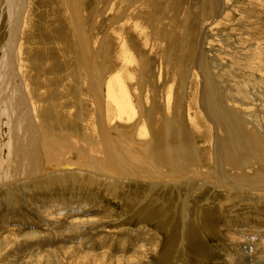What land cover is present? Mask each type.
<instances>
[{
    "label": "rangeland",
    "instance_id": "rangeland-1",
    "mask_svg": "<svg viewBox=\"0 0 264 264\" xmlns=\"http://www.w3.org/2000/svg\"><path fill=\"white\" fill-rule=\"evenodd\" d=\"M12 2L0 0V65L13 79L16 103L12 106L20 107L26 130L32 134L29 154L41 168L72 164L74 172L86 173L82 178L67 177L73 171L59 169L65 172L55 173L62 178L52 184L43 182L47 175L41 173L29 181L13 177L8 182L12 172L5 164L9 154L4 147L10 131L8 118L0 117V264H264V200L257 202L246 190L206 180L214 170L215 135L207 116L211 114L200 104L205 78L213 96L221 99L219 107L228 109L220 81L232 89L228 91L234 97L249 90V101L240 93L236 103L228 105L241 120L255 113L264 117V110L260 111L264 105V0H28L26 12L18 13L20 0ZM76 25L82 35L75 31ZM11 45L15 46L13 57L8 56ZM127 69H131L128 79L124 78L129 75ZM112 75L123 77L118 84L128 88L139 114L130 125L110 121L114 142L125 145L133 140L136 149L132 151L140 154L137 146L151 142L155 135L142 140L136 133L141 124L148 131L152 112L158 114L160 109V124L170 122L180 131V135L174 131V138H181V143L174 140L178 143L172 144L170 153L171 159L172 155L178 159L170 162L176 164L186 148L195 154L192 163L187 160V165L185 160L187 168L159 164L157 179L149 180L143 171L114 178L91 168L88 156L82 163L75 154L61 153L78 137L101 140L103 123L96 97L107 98L106 84ZM259 97L263 104L258 103ZM192 102L200 111L194 110ZM242 102L249 103L243 106ZM175 106L184 110L182 122ZM194 112L211 129L207 131L214 137L210 142L200 138L205 129L201 128L202 133L190 121ZM215 117L219 120L221 114ZM42 126H49L50 141L57 147L53 159L49 158L51 148L46 152L42 146L46 140ZM254 126L248 124L246 130L258 134ZM117 128L133 133V138L119 134ZM167 133L158 140H173ZM256 137L253 140L258 141ZM258 143L252 146L258 147L260 153H256L262 158L252 153L248 159L251 154L243 152L250 164L264 161V141ZM258 170L264 175V166L249 175ZM225 172L233 176L238 171L227 167Z\"/></svg>",
    "mask_w": 264,
    "mask_h": 264
},
{
    "label": "bare ground",
    "instance_id": "bare-ground-1",
    "mask_svg": "<svg viewBox=\"0 0 264 264\" xmlns=\"http://www.w3.org/2000/svg\"><path fill=\"white\" fill-rule=\"evenodd\" d=\"M12 1L13 0H10V2H12ZM16 5L19 6V7L17 6L19 8L18 11H17V13L20 12V11H22V10H23L22 12H26V10H27L26 5H28V0H20V2L16 3ZM28 7H29V5H28ZM13 18H15V17H13ZM76 26H77V29L75 28V31L76 32L78 31V33L80 35H82V31H80L82 29H80V27L78 25H76ZM86 48H87L86 47V44L83 41L82 42V49L81 50H83V52H85ZM16 49H17V47H16ZM124 49L125 48H123V51H124ZM9 51H10V55H8V56H11L12 55V57H13L14 56V53H15V46L14 45H11V47H9ZM200 54L202 56L203 52L201 51ZM123 55H124V53H123ZM124 56H126V54ZM158 56H159V54H158ZM15 58H16V56H15ZM15 58L13 59V61L16 60ZM8 59H12V58H8ZM200 60H201V57H200ZM200 60L198 59V61H197V64H196L197 67L200 65ZM11 63H12V61H11ZM120 63H122V62H120ZM218 63H220V62H218ZM93 64H92V66H93ZM119 65H121V64H119ZM124 65H126V64H124ZM196 65H195V67H196ZM2 67H3V64L0 65V117L2 118L5 115L8 118L9 131H10L9 142L4 147L5 150H6V152H7V154H9L6 157L7 161H6L5 164H8L9 170L11 169V172H12V175H10V177L8 178V182H11L10 180L13 179V177L16 178V179H19L20 178V179H23L25 181H29L28 180L29 178L30 179H31V177L34 178L36 175H38L39 173H41V174H43V176H46L47 175L45 177L46 178L45 180H47V181L44 180L43 182L52 184L55 181H60V178H62L60 176V174L54 175L55 173H57V172H65V171H58L59 169H61V170H68L70 172L73 171V173H70L69 175H66L67 177H73L74 175H77L75 177H78L79 175L81 176V178L82 177H85V173L86 172L85 173H80L78 171L74 172V170L76 169V167L74 165H72V164H65V165L60 166V168H57V169L54 168V167H52V166H45V168H41L39 166V162L36 159V157L34 155H31L32 150H30V148H29V145H31V144L29 143V145H28V140L31 139L30 137H32L31 136L32 134L30 135L29 132L26 130V127L27 126H25V122L22 119L23 117L21 116V113H20L21 112L20 111V107L15 108L14 106H12V105H15V103H16V99L14 97L16 94L14 95V89L15 88H13V85H12V83H13L12 76L8 73V71H6V70L3 71L2 70L3 69ZM16 68L19 69L17 66H16ZM122 68H124V67H122ZM85 70H87V69H85ZM130 70L131 69H129V71ZM124 71H126V70H124ZM127 71H128V69H127ZM129 71H128V73H129ZM15 72H17V71H15ZM232 74L235 75V73H232ZM18 76H20V75H18ZM130 76H131V73H129V75H126V76L124 75V78H127L128 79ZM235 76L232 79H234ZM121 77H122L121 75H116V76H113L112 78L110 76L109 79H108V82H107L108 85L106 84V86H107V98H102L99 94L98 95L101 98H99V96L96 97L97 98L96 99V106L98 108V114L100 113V120H102V123H103V124L101 123L102 124V127H100L102 129V131L100 132L102 135H101V140L98 141L99 144L96 141L93 142L92 139H91V141L90 140H86L87 136L84 137V138L80 136L81 138H79L78 135L76 134L77 137L80 140L77 138V140L72 141L73 144H70L69 146H64L63 149H65V150H63V152H61V153L62 154L64 153L66 156L67 155L71 156V155H74L75 154V155L78 156L79 159H83L82 163H85V160H84L85 159V156L86 157L88 156V158H86V160H87V162H91V164H90L91 165V168H94L96 171L99 170L100 172H104L103 174H105L106 176L114 177V178L115 177L116 178H120V176H122V175L129 176L130 174H133L134 172L136 173V172L143 171L144 174H147L148 173L147 174L148 175L147 177H151L149 180H152L153 178L154 179L160 178L159 175H158V172H156V169H155L156 167L158 168V165L159 164H166L167 166L174 168L175 166H178V165L179 166L181 165V166L186 167L190 162L192 163L193 160L195 159V156H194L195 154L192 151L188 152V150L190 148H186L187 151H185L183 149V151L186 153V155H184L183 153L180 154L181 158L178 160L177 163L175 162L176 164H173V162H170L172 159H174V160L178 159V157H175L174 155H172V159H171V157H170L171 154L170 153H172V148H171L172 147V144L174 145V143H176L177 141L179 143H181V138L178 137L180 141L177 140V138L176 139L174 138V131L177 128L176 129H173V127H170L171 126V123L170 122H169V125L170 126L169 125H163L162 126V124H160V122H163V121H160V120H162L161 118L163 116V114H162V112H161L160 109H159L158 114H155L154 111L152 112L151 117H152L153 121H150V125L148 126V131H146L143 128V124H141L140 125V129L136 133L137 136H138V138L147 137L148 135H150V133H151V136H153V133L155 135L154 138H153L154 140H151V142H148L145 145L142 143V145H138L137 146V147H140L142 149V151H141V153L143 152L142 154L141 153L139 154L137 150H136L137 151L136 153H133L132 149L133 148L136 149V147H133L132 146V145H134L133 143L135 142L133 140L131 141V143L129 142L128 144H125V145H124V143L123 144L122 143L121 144H117V143L114 142L112 136L110 135V129H111V127H110V124L109 123H110L111 120H114V122H115L114 124L120 123V125H123L124 126V125H130V124H132L133 121L135 123L136 120H137L136 119L137 117L139 119L138 112H136L134 110V108H133L134 107V104L132 102V99H135V98H132V99L130 98V96L128 94L129 92L127 91L128 88L126 89V87H124V85H122L121 82H120L121 85L118 84L119 81H120V79H121ZM122 79H123V77H122ZM203 79H204V82H203V88H201V95L200 96H202V97L200 98V104H201L202 107H205L206 106V109H204V112H205V110L207 112H210L211 115L210 116L207 115V116H208V119L212 122V124H214V127H212L213 128L212 131H211V129L209 127H208L209 129H207V126L204 127L203 126L204 120L203 121H199L201 119H199L198 116H197V114H200L199 112H197V114H196V112H194L195 113V118L192 119L190 117L191 118L190 121H192V122L194 121L196 123V125H197L196 128L200 129L199 131H202V133H203L204 130H201V128L203 127L205 129V132L203 134H201V136H200V138H202L204 141L210 142V138L212 137V136L210 137V134L207 131L210 130L215 135L214 147H213V151H214L213 157H214V160H215L214 163H213V165H214V168L213 169L214 170H213V173L212 174H209V173H208L209 175L207 174L208 177L206 176V180L210 181L209 183L215 184L216 186L218 184H226V186L229 187L230 189H234V190H239V189L246 190L245 192L248 195H250V196L251 195H255L254 197L255 198L257 197L256 198L257 202H261V200H264V175H262L259 172V170L256 171V173L254 174V176L249 175V174H253V172L257 169V167L264 166V161L260 162L261 161L260 160L258 163H251L250 164V162L247 159L243 158L242 156L245 155V154H243V152L246 151V152H248V153L251 154L250 157H248V159H251L252 156H254L253 154L256 153V151L259 152V150L256 149L258 147L255 148L252 145H254L255 142H256V144H259L258 143L259 140H260V142H263L264 141V138L263 139L261 138L262 136L264 137V117H262L260 119V117H259V115L257 113H255L253 115L252 114H249V115L245 114L247 116H244L243 115V120H241V115L237 116L238 113H235V111L229 110V107H230V104L236 103V99L235 98L238 97V94L240 95L239 97H241V94L240 93H242V95H244L245 100L249 99V97H250V95L248 94V91L249 90L247 89L248 90L247 91L246 88L244 87L245 90H242V91L239 90L240 92L236 95L237 97L236 96L234 97L235 94H233V93L231 94V92H229L232 89H230L229 86H226L225 84H223L224 82L218 81V85L221 84L222 85V88L221 89L222 90L224 89V92L222 93V95L224 96L226 103H228V105H229V107H228V105L226 106L225 104L222 103L221 105L226 106L228 109L220 108L219 107V103L221 101L220 97L213 96V94L211 93V91L207 88V85L209 84V82H208L209 80L206 81L205 78H203ZM221 79H224V78L222 77ZM24 81H26V80H24ZM126 82H127V80H126ZM126 82H125V84H126ZM216 82H217V80H216ZM227 82H229V81H227ZM103 84H105V83H102V86H103ZM229 84H231V82ZM221 85H220V87H221ZM247 85H249V84H247ZM128 86L129 85H127V87ZM215 86H217V85L215 84ZM213 87H214V85H213ZM217 87H219V86H217ZM207 90H209V92H210L209 94H208V91ZM213 91H215V90H213ZM258 94H259V92H258ZM222 95H219V96H222ZM166 97H168V96H166ZM262 98H264V97L262 96ZM257 100H258V103H260V104L262 103L263 104V99H261L259 97ZM247 101H249V100H247ZM192 103L194 105V110L196 111V109H197V110L200 111V109L196 108V103L197 102L196 103L192 102ZM239 103H241V102H239ZM248 103H246V102L243 103V106H245V104H248ZM155 104H157V103H155ZM176 105H178V103ZM35 108H36V106H35ZM167 108H169V106ZM189 108L190 109H193L192 106H190ZM211 108L212 109L214 108V109L211 110ZM261 108H262V110H260V109L259 110L260 111H263L264 110V105H262ZM174 109H175V111H177V112L180 113L179 115H181V116H180L179 119H181L180 121L182 122L183 116H184V110L181 109L178 106L177 107L175 106ZM179 109H181L182 111L179 110ZM34 110L35 109H33V111ZM172 110H171V112H172ZM139 112L143 113V110H141V108H140ZM167 112H169V111H167ZM217 112H219L221 114V118H219V120L215 119L216 118L215 116H216V113ZM227 113H229L228 114L229 115V118L234 119V121H232V123H229V119L227 117ZM174 114H173V116H174ZM158 117L160 118V120H158ZM166 117L168 118L167 115H166ZM252 117H255V119L251 120ZM169 118H170V116H169ZM169 118H168V120H170ZM202 119H204V118H202ZM89 121H92L93 122L92 119H90ZM41 122H43V121H41ZM144 122H145V120H144ZM201 122H203V124H201ZM198 123H199V125H198ZM248 124L249 125H253V126L254 125L257 126L259 128V130H260L259 133L257 134L256 130H254V129H253L255 131L254 133H256V134L252 133L253 132L252 130H251V132L247 131L248 129L246 127L248 126ZM87 126H88V128H90L91 125L90 124H86L85 127L87 128ZM111 126H114V125H111ZM96 127H97V125H96ZM47 128H49V126ZM47 128L46 127L41 128V129H43L45 131V134L44 135H46V137L44 136L46 138V140L44 139V142L42 143V146H43V148H44L45 151L48 149V147L51 148L49 158L53 159V157L55 155L54 152L57 150V147H55V145L53 146L52 141H50L53 137L50 136V135H52V134H50L51 133V130H49ZM120 128H117L116 129V131L119 134H121V135L124 134L125 136L129 137L130 139L133 138V133L130 132L129 134L128 133L125 134V132L123 130H121ZM95 129L96 128L90 129V131L91 130L93 131ZM180 129H182V128H180ZM28 130H30V129H28ZM36 130H39V129H36ZM177 130H178V133L177 132L176 133L178 135L180 133L179 127H178ZM184 130L183 131L181 130V131L184 132ZM167 131H168L167 137L171 136L173 138V140L170 139V138L169 139H166V140H164L162 142L160 140H158L160 134L163 133L166 136V132ZM30 132H32V131H30ZM37 132H35V133H37ZM81 132L84 133L83 131H81ZM193 132L198 133L196 129L193 130ZM75 133H76V130H75ZM82 133L80 135H82ZM85 134L87 135L86 132H85ZM204 134H205V136H204ZM38 135L40 137L41 134H38ZM73 135H74V133H73ZM35 136H37V134ZM255 136H258V137H256V139L258 141L253 140L255 138ZM259 136H261V137H259ZM88 137L89 138H92V137H90V135ZM148 137H147V139H148ZM180 137H182V136H180ZM212 138H214V137H212ZM84 140L86 141V143L81 142V141H84ZM142 140H143V138H142ZM174 140H177V141H174ZM183 141H185V140H183ZM186 141L188 142L189 139H187ZM90 142H92V143L89 144ZM32 143H34V142H32ZM189 143H191V142H189ZM161 144H162V146H161ZM126 145H127L128 149H129L128 151H127ZM159 146H160V148H159ZM4 148H2V149H4ZM183 148H185V147H183ZM29 151H31L30 154H29ZM164 153L167 154V155H165ZM43 155H45V154H43ZM256 155L259 156L258 153H256ZM177 156H179V155H177ZM259 157H261V156H259ZM55 158H57V157H55ZM253 159H254V157H253ZM185 160L186 161L187 160H190V162L187 161V165H186L185 164ZM128 161H129V164H127ZM124 162H126V163H124ZM169 162H170V164H169ZM196 166H197V163H196ZM160 167L164 168V166H162V165H160L159 168ZM227 167L228 168L229 167L232 168L234 171L237 169V171L240 172L241 175L237 172V174L235 173L236 175L231 176L229 173H226L225 172V168H227ZM81 168L83 169V167H81ZM123 169H125V171ZM201 169H203V168H201ZM201 169H197V171H199ZM247 169H249L250 172H248ZM11 172H10V174H11ZM204 173H206V172H204ZM159 174H160V172H159ZM161 174H163V173L161 172ZM164 177H168V176L165 175ZM35 179H37V178H35ZM93 179H95V178H93ZM124 182H126V181H124ZM15 183H17V182H15ZM38 183L39 182H35V184H38ZM261 184H263V185H261ZM246 193H245V195H246ZM152 240H153V238H152Z\"/></svg>",
    "mask_w": 264,
    "mask_h": 264
}]
</instances>
